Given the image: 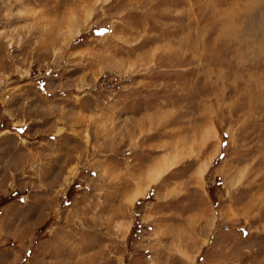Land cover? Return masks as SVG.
<instances>
[{
    "label": "rangeland",
    "instance_id": "1",
    "mask_svg": "<svg viewBox=\"0 0 264 264\" xmlns=\"http://www.w3.org/2000/svg\"><path fill=\"white\" fill-rule=\"evenodd\" d=\"M0 264H264V0H0Z\"/></svg>",
    "mask_w": 264,
    "mask_h": 264
},
{
    "label": "bare ground",
    "instance_id": "2",
    "mask_svg": "<svg viewBox=\"0 0 264 264\" xmlns=\"http://www.w3.org/2000/svg\"><path fill=\"white\" fill-rule=\"evenodd\" d=\"M209 132V131H208ZM205 140V139H204ZM178 154V153H177ZM166 162H165V160L163 161V164H160V163H158V164H156L150 171H149V174H148V185L147 186H149V184L151 183V182H155L156 180H158V178H159V174L160 173H162V171L167 167V165L165 164ZM174 163H176V162H174ZM170 165V164H169ZM174 165H176V164H174ZM168 171V170H167ZM147 182V181H146ZM145 184V183H144ZM143 189V188H142ZM147 189V188H146ZM139 192H141L140 191V189L138 190ZM137 191V192H138ZM146 191V190H145ZM145 191H142L143 193H145ZM139 194V193H138ZM138 194H136V195H138ZM141 194V193H140ZM142 195V194H141ZM135 196V195H134ZM135 198V197H134ZM137 198V197H136ZM135 200V199H134Z\"/></svg>",
    "mask_w": 264,
    "mask_h": 264
},
{
    "label": "snow or ice",
    "instance_id": "3",
    "mask_svg": "<svg viewBox=\"0 0 264 264\" xmlns=\"http://www.w3.org/2000/svg\"><path fill=\"white\" fill-rule=\"evenodd\" d=\"M20 131H21V132H23V131H24V129H20ZM225 135H227V134L225 133Z\"/></svg>",
    "mask_w": 264,
    "mask_h": 264
}]
</instances>
